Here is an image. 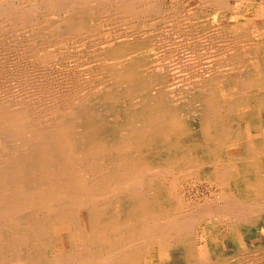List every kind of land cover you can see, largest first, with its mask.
I'll return each instance as SVG.
<instances>
[{
	"label": "bare ground",
	"instance_id": "obj_1",
	"mask_svg": "<svg viewBox=\"0 0 264 264\" xmlns=\"http://www.w3.org/2000/svg\"><path fill=\"white\" fill-rule=\"evenodd\" d=\"M80 1L82 3L84 1L86 6L84 10L88 9V12L98 10L103 3L109 1L105 5L109 10L111 9L110 11L116 12L115 14H124L130 21L135 15L148 14L152 12V6H158L153 5L152 0H137V2L135 0V7L129 5V8L126 7L128 4L126 6L125 4H114V0L111 2L110 0H105V2L103 0ZM78 2L75 4L78 5ZM11 3L10 0H0V22L14 19L13 21L25 26L30 18L34 19L35 16L28 19V15L26 16L23 10V13L19 14L18 9L24 8V5L21 6L23 1L18 9H14L12 7L14 4ZM42 3L44 5V2ZM68 3L66 5L70 9L67 7V10L71 16L66 25L67 33L44 35L41 30H45V26H41L40 20L34 19V24L30 20V23L36 30V39L57 40L60 37L61 39L66 38L69 43L50 41L47 43L51 46L49 48L31 50L28 62H45L50 59L56 66L70 61L73 56H78L80 69L73 74L69 86L68 83H62L68 87L66 91L63 90L65 93L63 92L64 94L57 98L44 100L37 105L16 103L9 100L7 96L5 98L7 100L0 103V264H67L72 262L73 264L74 262L79 264H143L144 253L150 251L153 245L159 247L164 257L172 260L192 258L191 256H194L198 248L194 249L195 242L191 236L184 237L180 231L185 227L186 231L190 230V228L187 230L188 219L193 215L189 216L191 213H187L189 218L183 219L186 209L181 214L183 218H176L172 214L176 205L174 207L169 197L164 198V193L168 191L165 182L177 171L180 175L183 173L185 175L186 169L187 172L189 171L188 166L194 163H184L186 165L183 167L182 162L180 163L184 159L183 156L186 157L184 161L187 158L188 161H198V159L205 161L207 158L202 165L204 174H209L225 186L234 187L235 193L242 195L243 198L240 199L227 194L228 197L223 200V203L221 201L223 204L221 209L226 212L223 217L227 218L228 214L232 217L231 219L238 222L243 219L248 227L245 228L241 241L243 244L256 241L260 235L251 231L256 224L250 225L255 219L253 218L255 214L258 215L259 210L261 211L264 207L261 179L264 174V160L262 159L264 156V57H260V64L254 67L253 76L257 77L250 81L248 86L251 90L248 91L252 92L251 96L254 100L255 98L259 100L255 112L259 110L260 114L248 111L249 117L246 116L249 118L252 130L247 136V133H241L237 129L236 117L232 118L236 116L239 104H232L231 98L233 97L229 92L231 90L228 85H225L222 90L219 87L220 82L218 84L219 80L212 78L209 81L206 79L205 82L172 84L171 88L167 86L168 91L161 86V82H156L143 75L142 78L138 75L133 77L125 75L123 78H117L116 76L120 73L117 70L118 56L115 57L111 49L98 48L97 43H90L87 46L85 44L83 46L87 48L82 47L78 51H71L75 46H81L76 39L84 36L93 38V35L77 33L80 30L89 29L86 25L87 19L78 15L81 8L77 11L78 6L75 9L73 7L75 5L71 3V6ZM215 3L217 5L219 3L221 9L224 7L222 0H217ZM49 6L53 8V2ZM37 8L31 10L36 11ZM58 8L55 6L56 11ZM55 10L53 11L54 16H56ZM28 12L30 13V10ZM96 33L99 34V31ZM112 36L109 38H113ZM109 43H105V46ZM41 44L44 45V42ZM158 57L160 59V56ZM244 57L237 55L236 59L240 60ZM31 68L29 69L33 72L34 68ZM7 73L0 68V80L6 79L9 76ZM244 79L247 78L239 76L236 80L241 83ZM40 81L43 80L40 79ZM50 81L52 80L49 79ZM45 84L48 83L45 82ZM56 87L60 88V86H55L53 90L57 89ZM45 91L42 92L46 94L48 90L46 93ZM39 97H41L40 94ZM158 147L168 149L169 155L172 154V159L163 158L161 151H157ZM226 147L229 148L228 151L224 150ZM174 151L180 152L182 158L173 159ZM147 153L149 158L146 156ZM168 186L170 188V185ZM174 186L173 189L171 188L173 191L178 187ZM221 190L220 192L223 191ZM228 193L231 194V192ZM103 198L105 202L100 203L99 201ZM62 200L66 202L60 203ZM213 210L211 212L214 214ZM218 212L221 210L218 209L216 214ZM187 214L185 213V217ZM193 214V217H196L195 213ZM212 217L214 219L213 215ZM189 222L193 223L192 220ZM260 226L264 235V225ZM211 237L214 238V236ZM216 245L212 241L207 242L204 247L201 245L203 247L202 257L215 255L222 251V248ZM52 249L58 250V255L51 259L48 258L47 253ZM149 255L151 256L150 253Z\"/></svg>",
	"mask_w": 264,
	"mask_h": 264
},
{
	"label": "rangeland",
	"instance_id": "obj_2",
	"mask_svg": "<svg viewBox=\"0 0 264 264\" xmlns=\"http://www.w3.org/2000/svg\"><path fill=\"white\" fill-rule=\"evenodd\" d=\"M11 1H12V3H11ZM22 1H23V3H21ZM45 1L46 0H26V3H25V0H17V1L16 0H10V3L14 4V6L12 5V7H14V9L15 8L18 9L24 5V8H27V9L24 10V8L21 7V9H18L19 14H22L24 11L25 15L26 16L28 15V17H27L28 19L30 17L35 16L36 18L34 17V19L36 21L40 20L41 26H45V30H41V32L44 33V35H51V36H53L54 34L60 35V34L67 33L66 25H67V21L70 19L71 13L67 10V7H68V9H70V7L66 4L69 2L68 4L71 5V3H72V5H75V6H73L75 9L78 6L77 11L81 10L80 13H78V15L80 17L82 16L85 19H87L86 25L89 26V29L84 30V31L80 30L77 33H83V34L87 33V34L93 35V38H88L87 36L86 37L84 36V37H81L79 39H76V42L80 43L81 46L78 45V46H75L74 48L71 47V49L73 48L71 51H73V50L78 51L79 49H82V47L87 48V47H84L83 45L86 44L85 46H87L90 43H97L98 48L111 49L112 51H114L115 57L118 56L117 70L120 73H118V75L116 76L117 78H120V77L123 78V76H125V75L128 77H133L136 75H138L141 78L143 76L149 77V78L154 79L156 82H161V86L165 87L167 90H168L167 86H169V88H171L172 84H176V85L186 84V83H192L193 81L194 82H197V81L205 82L206 79H207V81H209L212 78L219 80L218 84L220 82L219 87L222 90L224 89L225 85H228V88L231 90L229 92L231 93V95L233 97V98H231L232 104H236V103H237V105L239 104L238 105L239 107H237V114L235 113L236 116H232V118L236 117L235 118V124H236L237 129L241 133H247V136H249L248 133H250L252 129L250 128L251 125L249 123V118H248L249 116L247 114L251 113L252 111H253V114H257V113L260 114L259 110H257V112H255V107L258 105L259 100L257 98H255V100H254V98L251 96L252 92H250L251 90L248 89V86H249V82L256 79V77H257V76L256 77L253 76L254 75V70H253L254 67H256L260 64V61H259L260 57H264V0H222L224 7H226V8L223 7L222 9L219 8V3H218V5H217V3H215V2H217V0H214V1L213 0H161V1L160 0H152L154 3V4L153 3L152 4L158 5V6H152L153 7L152 12L142 15V16H144L142 19L140 18L142 16H139V15L136 16L135 15L134 18L133 17L131 18V21L128 19L127 16H124V14H121V13L115 14L116 12L110 11L111 9L109 10L108 7H106V5H105L109 1L105 2V0H103L105 2V4L103 3V6L101 5V7H100L101 9L100 8L98 10L95 9L92 12H88L87 11L88 9L84 10V9H86V6L84 4V1L82 3V1H80V0H78L79 2L77 0H69V1H67V0H55V2H54V0H47L48 2L47 1L45 2ZM49 1L53 2V8L51 6H49V4L51 3ZM73 1H75V3L78 2V5L75 4ZM111 1H113V0H110V2ZM124 1L123 0L122 1L121 0H119V1L114 0L113 2H114V4L117 3V5H122V4L124 5L125 4L124 6H126L128 4L126 6L127 8H129V5L135 7V4L137 2V0H136V2H135V0H128L129 2L127 0L125 2ZM42 2H44V5ZM227 2H228V4H227ZM81 3L83 4V6ZM45 4L48 5L49 7L48 6L46 7ZM56 4L57 5L60 4V6L59 5L57 6ZM80 4L82 7L80 6ZM240 4H243L244 6L243 5L240 6ZM19 5H21V6H19ZM62 5L65 6V7L63 6L64 9L66 8L65 11L61 7ZM55 6L57 8L60 7L63 10L58 8L56 11ZM104 6H105L106 10L104 9ZM136 6H138V5H136ZM36 7H38L36 9V11H35V9L31 10L32 8H36ZM39 8H42V9L40 10ZM49 8L53 9V10H50ZM79 8H81V9L78 10ZM29 10H30V13L28 12ZM54 10L56 11L55 12L56 16L57 17L59 16L60 18L59 17L57 18L56 16H54L55 15L53 12ZM60 10H61V12H59ZM112 10H115V8L114 9L112 8ZM149 10H151V9H149ZM33 11H35V12H33ZM67 11L69 12V14ZM20 12H22V13H20ZM31 12L36 14V15L32 14ZM30 14H32V15H30ZM53 16H54V18H53ZM61 16H63V17H61ZM114 16L116 17L117 21L115 20ZM37 17H39V18H37ZM113 17H114V19H113ZM34 19L30 18V20H32L31 23H33V24H34V21H33ZM103 19L106 21L104 22ZM139 19H140L141 23L139 22ZM13 20L6 19V20L0 22V68L5 72L7 71L8 72L7 74L9 75L6 78L7 80L6 79L3 80V78L0 80L1 81L0 82V93H1L0 96L3 97V95L5 94L3 98L2 97L0 98V100H1L0 103H3L4 101H6L7 99H5V98L9 97L10 98L9 100H12L16 103H21V104L25 103V104L37 105L38 103H41L44 100L52 99L53 97L57 98L60 95H63L68 87L64 84L65 87L63 89H61V87L64 86L62 83H66V84L68 83L67 84L68 86L71 83L73 74L77 71V69H80L79 68V61H78L79 57L73 56V58H71L70 61H68L66 63H62V65L59 64L56 66L54 65L52 60L50 61V59L46 60L45 62L40 61V62L28 63L31 50L40 49V48H49L51 46L47 45V43L50 41H55L56 39L55 40L54 39H42L41 40L39 38L36 39L35 38L36 37V35H35L36 30L32 27L33 25L30 23V20H29V23H27L28 21L25 23L26 24L25 26H22L21 24H18V22L13 21ZM134 21H135V23H134ZM14 22H16V23H14ZM38 23L39 22H37V24ZM14 24H17L18 26L17 25L13 26ZM37 24H35V25H37ZM98 24L101 26H99ZM20 26H22V27H20ZM24 27H26V28H24ZM232 28H233V30H232ZM97 30L99 31V34L96 33V32H98ZM105 31H106V33H105ZM187 32L190 34H188ZM245 32L247 33V35ZM261 32H263V33H261ZM109 33H110V35H109ZM161 33H163V34H161ZM112 35H114V36H112ZM111 36L113 38H109ZM97 37H98V39H97ZM167 37H168V39H167ZM171 37H173V38H171ZM97 40L99 41V43ZM110 40H112V42ZM122 40H124V41H122ZM142 40H143V42H142ZM59 41H62L63 44L65 41L67 43H69L68 42L69 40L67 41L66 38L61 39L60 37H58V39L55 41V43L56 42L58 43ZM101 41L102 42L105 41V42L102 43ZM42 42H44V45L41 44ZM170 42H171V44H170ZM192 42H193V44H192ZM62 43H60V44H62ZM105 43L106 44L109 43L108 46H105L106 45ZM144 43H145V46H144ZM218 43H220V44H218ZM98 44H100V45H98ZM169 44H170V46H169ZM207 44H210L211 46L207 45ZM212 44H214V45H212ZM240 47H241V49H240ZM60 48L62 49V47H60ZM189 51H191V52H189ZM236 53H238V54H236ZM154 54H156V55H154ZM237 55L238 56L243 55L245 57L242 58L243 60L240 59L241 60L240 61L239 59H236ZM248 55H250V56H248ZM133 56H136L137 58H135ZM158 56H160V59H158L159 58ZM233 56H236V57L233 58ZM173 58H175V59H173ZM134 60H136V61H134ZM136 62H138V63H136ZM21 63H23V64L21 65ZM133 64H135V65H133ZM182 64H183V66H182ZM7 65H8V67H7ZM185 65H187V66H185ZM4 66H6L7 68L6 67L4 68ZM11 66H14L15 68L11 67ZM121 66H123V67H121ZM133 66H136V67L134 68ZM55 67H57V68H55ZM29 68H31V69L34 68L33 72H35V73L33 74L32 70H30ZM195 68H196V70H195ZM251 68H252V70H251ZM21 70H22L23 74H22ZM63 70H65V71L63 72ZM141 70H142V72H141ZM155 71H157V72H155ZM48 72H49V75H48ZM53 72L56 74L54 75ZM61 72H63V75H61ZM24 73H26V75L30 74V75H28V78H26V75H24ZM57 73H59L60 76H59V74L57 75ZM65 73H67L69 76L67 74H66L67 75L66 76ZM193 74H194V76H193ZM196 74H197V77H196ZM248 74H250L251 76ZM51 75H52V77H51ZM217 75H219V76H217ZM222 76L223 77L226 76V77L223 78ZM239 76L247 78L248 81H247V79H244L243 81H241V83L238 82L236 79ZM9 77H11V79ZM42 77L43 78L45 77V78L43 79ZM56 77H58L57 80H59L60 82L58 81V83H56L57 82ZM48 78L51 79L52 81L53 80L54 81L49 82ZM65 78H68V79L65 80ZM40 79H42L43 81L41 82ZM44 80H46V81H44ZM230 81L232 83H230ZM45 82L48 84L46 85ZM28 83H30V84H28ZM43 83H44V85H42ZM50 84H51V87L49 88ZM52 84H54V85H52ZM59 84H61V85H59ZM55 86H60V88L56 87L57 89H55V90H57L58 93L55 90H53L55 88ZM31 87H32V89H31ZM45 87L46 88L48 87V88L46 89ZM40 88H42V90ZM64 89H65V91H63ZM125 89H127V88H125ZM158 89H160L159 86H158ZM37 90H39V91H37ZM43 90L44 91L46 90L45 93L47 92V90H48V92L46 94H44V92H42ZM248 90H250V91H248ZM52 93H53V95H51ZM124 93L125 92H123V94ZM39 94L41 97H39ZM23 95H25V96H23ZM48 95L49 96L51 95V96L49 97ZM253 104H254V106H253ZM248 111H249V113H248ZM236 120H237V122H236ZM237 123H239V124H237ZM160 148H162V147H158L157 151L158 152L161 151L163 158H171L172 159V157H171L172 154L169 155L168 149H166V148L160 149ZM228 149L229 148L226 147L224 150L228 151ZM178 153H177V151L173 152V156H174L173 159L182 158V155L180 154V152H178ZM146 156H147V158L150 157L148 153ZM166 156H168V157H166ZM142 157H144V156H142ZM183 157H184V159L186 158L185 156H183ZM184 159L180 161V163L182 162L181 165L183 164L182 165L183 167L186 165L184 163L194 162L193 165L188 166V169H189L188 172L189 173L187 172V169H186L185 175H184V173L182 175H180L179 171H177L175 175L173 174L172 176L175 177V178L172 177L174 181L172 180V178H170L165 182L166 190H168V191H166V194L164 193V198L168 199V197H169L170 199H172V201H173L172 203L174 204V207L176 205V208L172 213L173 216H176V218H178V217L181 218L182 217L181 214H183L185 212L184 210H186V209H187L185 212L186 214L191 213V214H189V216H191V215L194 216L193 213H195L196 217L191 216L190 219H188L189 224L187 225L188 226L187 230L189 228H190V230L186 231V227H185V228H183L184 231H183V229H181L180 232H182L181 235H184V237L185 236H191L192 240H194V242H195L194 249L195 248L196 249L198 248V249L195 250L194 256H191L192 258H190V259H183L182 260V258H178L175 260V258H174V260H172L169 257L168 258L164 257L161 254L159 247L157 245H153L152 249L150 251L149 250L147 251L151 254V256L147 252L144 253V256H143L144 263L143 264H189V263L190 264H194V263L203 264L204 261H205L204 264H214V263L215 264H264V235H263V230L260 226L262 224L264 225V220H263L264 219V214H263L264 213V207L262 208L261 211L259 210L258 215L255 214V216L253 217L255 219L253 222H251L252 225H250V226H253L256 224V227L251 228V231L258 233L260 235V237L256 240L257 242L252 241V242H246L245 244H243V241H241V238H242V234L245 231V228L248 227L247 223L244 222L243 219H242V221L240 219L239 222L234 220V219H231L232 217L229 216L228 214H227V218H226V216L223 217V215H226V212H224L223 209H221L223 207V206H221V205H223L222 204L223 200L226 197H228V195L230 197L236 196L237 198H240V199L243 198L242 195L240 193H235L234 187L225 186V185L221 184L220 182H218L215 178L211 177L209 174H207V173L204 174V171L202 170L203 169L202 165L204 164V162L207 161V158L205 159V161H204V159H200V160L198 159V161H191V160L188 161L189 160L188 158H187V160L184 161ZM262 159L264 160V156L262 157ZM196 168H197V170H196ZM190 173H191V175H190ZM208 173H209V171H208ZM177 178L180 179L181 181L178 180ZM185 178H186V181H185ZM208 178H210V179H208ZM261 179H262V191H264V174H263V176H261ZM214 182H215V184H214ZM179 184L183 185V186H180ZM168 185H170V188H168L169 187ZM174 185L178 186L179 189L177 187V189L176 190L174 189V191H173L172 189H173ZM183 187H185V188H183ZM220 187L222 188L223 191L221 190ZM181 190H182V192H181ZM220 190L222 192H220ZM228 192H231V194ZM221 196H223L224 198ZM112 197L114 198L113 195H112ZM112 197H111V201H113ZM180 199H181L182 203L184 201L183 205H182ZM221 201H222V203H221ZM65 202L66 201L62 200V202H60V203L64 204ZM99 202L100 203L105 202L104 198L102 200H100ZM219 204H220V206H219ZM214 206H215V208H214ZM183 207H185V208H183ZM205 208H206V210H205ZM212 208L215 210H213ZM217 208L219 210H221V212H218V214H216L217 210H218ZM196 210H198V211H196ZM211 210H213L215 212L214 214L216 216L211 212ZM196 212L198 214H196ZM210 212H211V215H210ZM185 213L183 214L184 218L183 217L182 218L183 219L189 218L188 214L185 217ZM199 214H200V217H199ZM212 215L214 216L215 220L213 219ZM203 216L205 219L203 218ZM215 217H217V219ZM228 219H230L231 221ZM191 220H192V222H193V220H195L197 223H195V221H194L191 224L189 222ZM216 220H217V222H216ZM220 220H222L221 221L222 223L220 222ZM223 220H224V222H223ZM191 225L192 226L195 225V226L192 227ZM217 229L219 232L217 231ZM237 229H239V230H237ZM249 233H250V229H249ZM211 236H214L215 239ZM204 238H206L207 240H209V238H210V240L207 241ZM206 241L207 242L212 241L214 243V245L217 244L216 246L221 247L222 251H220L218 254H215V255L210 254V255L202 257L201 251L203 250L204 245L207 243ZM201 245L203 247H201ZM244 246L247 249L244 248ZM57 253H58V250H55V251L53 249L51 251L49 250L47 253L48 258L52 259V258L56 257L58 255ZM161 255H162V257H161ZM195 259H196V261H195ZM201 260H203L202 263H201ZM162 261H164V262H162ZM67 264H73V262L67 263ZM74 264H79V263L74 262Z\"/></svg>",
	"mask_w": 264,
	"mask_h": 264
}]
</instances>
